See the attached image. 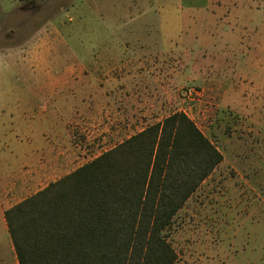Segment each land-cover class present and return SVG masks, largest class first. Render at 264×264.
<instances>
[{
    "label": "rangeland",
    "instance_id": "374dc122",
    "mask_svg": "<svg viewBox=\"0 0 264 264\" xmlns=\"http://www.w3.org/2000/svg\"><path fill=\"white\" fill-rule=\"evenodd\" d=\"M203 1L0 0L2 209L184 112L224 161L168 231L176 264H264V0H214L235 33L179 30ZM10 244L0 218V264Z\"/></svg>",
    "mask_w": 264,
    "mask_h": 264
},
{
    "label": "trees",
    "instance_id": "16d2710c",
    "mask_svg": "<svg viewBox=\"0 0 264 264\" xmlns=\"http://www.w3.org/2000/svg\"><path fill=\"white\" fill-rule=\"evenodd\" d=\"M224 161L175 112L5 212L19 264H176V215Z\"/></svg>",
    "mask_w": 264,
    "mask_h": 264
},
{
    "label": "crops",
    "instance_id": "0c3cea01",
    "mask_svg": "<svg viewBox=\"0 0 264 264\" xmlns=\"http://www.w3.org/2000/svg\"><path fill=\"white\" fill-rule=\"evenodd\" d=\"M192 1L195 2L196 0H192ZM203 2L206 3V5L204 4L205 6H200L199 7V6H197L196 3L195 4H190V8H188L189 9L188 11H187V9L184 10V8H181L180 11H174L173 13L170 14V16H172V17H174L176 19L177 24H178L177 28L179 30L183 29L185 24L196 22L195 19L199 18L200 20L198 22H196V24H200V26H202L204 29L208 30L209 33L212 30H214V31L216 30L219 33H220V31H222V33H227V32L235 33V32H237V30L239 28L238 22L237 21H234V23L233 22H228V21H224L223 22L222 16H225L224 9L221 8L218 5L215 6L213 4L214 0H204ZM76 78H78V77H75V79ZM59 81H64V80H62V79L60 80V78H59ZM72 81H74V80L72 79ZM75 83H77V85L75 86V88H73V89L71 88L70 91H71L72 97L76 98V104L70 110L69 115H71L77 109V107L80 104V100H79V97H78V95H79V93H78L79 92V90H78V88H79L78 87L79 86L78 85V81L75 80ZM60 86L62 87L63 84L60 83ZM132 114H137V113L135 111ZM68 118H69V116H68ZM68 118H67V120H68ZM159 122H161V121H159ZM6 169L9 170V168H6ZM4 172H5V174H3V177L2 176L0 177V187H2V189H3V191H2L3 193H1V191H0V204L2 203V201H3L4 197H5V194L7 192L8 186H10L13 183V181H14L9 176L10 172H8L6 170H4ZM7 210L8 209H2L1 205H0V218H4V221H5V224H6V228H7V231H8V227H7V223H6V219H5V212ZM8 248L10 249L11 253H14L16 255L12 241H11V244L8 246ZM8 248H6V250ZM16 259H17V256H16Z\"/></svg>",
    "mask_w": 264,
    "mask_h": 264
}]
</instances>
